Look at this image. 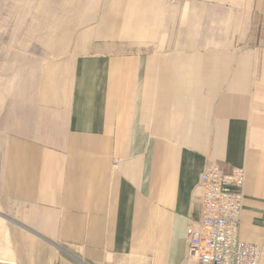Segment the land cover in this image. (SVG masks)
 Listing matches in <instances>:
<instances>
[{"label":"crops","instance_id":"1","mask_svg":"<svg viewBox=\"0 0 264 264\" xmlns=\"http://www.w3.org/2000/svg\"><path fill=\"white\" fill-rule=\"evenodd\" d=\"M123 8L127 34L82 44L65 91L1 105L0 264H184L212 162L245 169L264 264V0Z\"/></svg>","mask_w":264,"mask_h":264},{"label":"rangeland","instance_id":"2","mask_svg":"<svg viewBox=\"0 0 264 264\" xmlns=\"http://www.w3.org/2000/svg\"><path fill=\"white\" fill-rule=\"evenodd\" d=\"M126 5L127 0H0V108L17 99L16 91L24 104L46 102L40 93L49 88L65 91L70 80L64 73L72 70L82 44L127 34ZM113 6L122 14L109 15Z\"/></svg>","mask_w":264,"mask_h":264},{"label":"built area","instance_id":"3","mask_svg":"<svg viewBox=\"0 0 264 264\" xmlns=\"http://www.w3.org/2000/svg\"><path fill=\"white\" fill-rule=\"evenodd\" d=\"M246 171L208 163L198 183L201 214L188 227L184 264H260L262 247L240 236Z\"/></svg>","mask_w":264,"mask_h":264}]
</instances>
